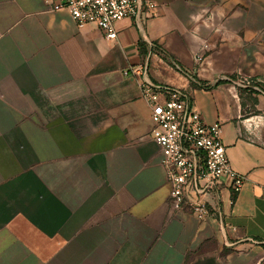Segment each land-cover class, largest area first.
Instances as JSON below:
<instances>
[{
  "label": "crops",
  "instance_id": "0c3cea01",
  "mask_svg": "<svg viewBox=\"0 0 264 264\" xmlns=\"http://www.w3.org/2000/svg\"><path fill=\"white\" fill-rule=\"evenodd\" d=\"M53 1L0 0V264H264V0H138L114 41ZM144 65L221 125V220L171 207Z\"/></svg>",
  "mask_w": 264,
  "mask_h": 264
},
{
  "label": "built area",
  "instance_id": "2783aa9c",
  "mask_svg": "<svg viewBox=\"0 0 264 264\" xmlns=\"http://www.w3.org/2000/svg\"><path fill=\"white\" fill-rule=\"evenodd\" d=\"M143 8L155 6L142 5L138 0H54L51 7L53 11H66L78 28L94 27L106 41L116 40V25L125 19L140 18ZM153 49L162 55L154 46ZM195 59L201 61L202 55ZM129 73L140 78L142 98L150 106V137L160 150L172 209L189 212L198 220H221L219 208L210 206L207 197L218 194L222 186L232 194L243 186V177L227 157L221 125L206 124L188 93L147 80L146 65L123 72L125 76ZM253 89L264 95L260 86Z\"/></svg>",
  "mask_w": 264,
  "mask_h": 264
},
{
  "label": "trees",
  "instance_id": "16d2710c",
  "mask_svg": "<svg viewBox=\"0 0 264 264\" xmlns=\"http://www.w3.org/2000/svg\"><path fill=\"white\" fill-rule=\"evenodd\" d=\"M263 89V92H264V88H262Z\"/></svg>",
  "mask_w": 264,
  "mask_h": 264
}]
</instances>
